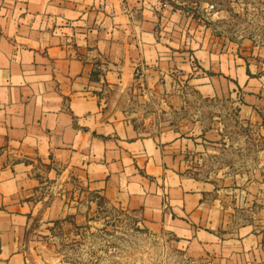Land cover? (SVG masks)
Returning <instances> with one entry per match:
<instances>
[{
  "label": "crops",
  "instance_id": "1",
  "mask_svg": "<svg viewBox=\"0 0 264 264\" xmlns=\"http://www.w3.org/2000/svg\"><path fill=\"white\" fill-rule=\"evenodd\" d=\"M175 15L161 0H0V264L27 262L33 221L76 213L55 185L42 192L63 172L192 255L264 264V229L234 224L219 190L178 170L202 137H220L184 115V88L231 97L252 116L264 103V47L191 35L190 18ZM127 88L182 112L179 122L151 136L106 111L98 93Z\"/></svg>",
  "mask_w": 264,
  "mask_h": 264
},
{
  "label": "rangeland",
  "instance_id": "2",
  "mask_svg": "<svg viewBox=\"0 0 264 264\" xmlns=\"http://www.w3.org/2000/svg\"><path fill=\"white\" fill-rule=\"evenodd\" d=\"M161 1L171 4L179 20L181 15L190 18L191 35L208 32L223 42L247 38L264 47V0ZM205 4L214 6L208 15L202 11ZM258 54L253 57L262 58ZM184 94V115L200 120L204 130L217 126L220 137H202L181 157L178 170L207 181L214 194L219 190L234 224L253 223L264 229V103L251 116L239 112L231 97L202 99L192 87H185ZM98 95L104 98L106 111L117 109L146 135L159 136L163 127L177 124L182 113L165 110L128 88L120 93L106 89ZM61 176L59 182L47 179L43 195L55 185L64 194V203L80 217L68 213L49 222L33 221L25 264H234L213 254L192 255L168 231L150 232L137 212L88 190L69 172Z\"/></svg>",
  "mask_w": 264,
  "mask_h": 264
},
{
  "label": "built area",
  "instance_id": "3",
  "mask_svg": "<svg viewBox=\"0 0 264 264\" xmlns=\"http://www.w3.org/2000/svg\"><path fill=\"white\" fill-rule=\"evenodd\" d=\"M213 7V4H205L202 7V11H204L208 15L210 13V10L213 9ZM122 10L129 13L131 17L133 16L132 10H130L127 5H122Z\"/></svg>",
  "mask_w": 264,
  "mask_h": 264
},
{
  "label": "trees",
  "instance_id": "4",
  "mask_svg": "<svg viewBox=\"0 0 264 264\" xmlns=\"http://www.w3.org/2000/svg\"><path fill=\"white\" fill-rule=\"evenodd\" d=\"M186 6H184V8H185ZM197 92V91H196ZM198 93V92H197ZM199 94V93H198ZM200 95V94H199ZM239 99H241V98H239Z\"/></svg>",
  "mask_w": 264,
  "mask_h": 264
}]
</instances>
